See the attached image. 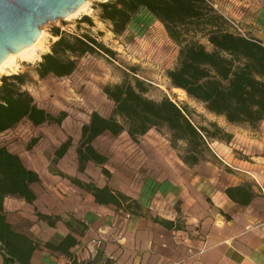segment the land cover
<instances>
[{
	"label": "trees",
	"instance_id": "1",
	"mask_svg": "<svg viewBox=\"0 0 264 264\" xmlns=\"http://www.w3.org/2000/svg\"><path fill=\"white\" fill-rule=\"evenodd\" d=\"M213 0H109L100 4V18L110 26L116 37H122L134 16L146 10L165 28L168 36L180 48L178 65L167 73L171 86L183 91L193 102L201 104L210 113L236 126H247L256 131L264 122V44L231 32L228 21L210 4ZM92 25L90 18L83 19ZM204 37L211 46L209 50L196 40ZM58 38L51 52L42 57L37 67L38 76L66 78L77 69L78 61L87 54L114 57L115 53L93 37L69 36L55 30ZM26 74L4 76L0 85V134L16 128L24 120L35 127L45 124L61 126L68 113L53 115L40 108L24 86ZM104 94L114 103L109 116L92 112L89 122L83 125L81 138L76 149L78 171L84 173L89 164L101 168L102 174L111 178L107 169L109 158L95 147V142L110 134L113 137L127 133L137 142L152 129H165L170 135L172 148L179 159L189 168L198 166L209 153L210 142L230 143L233 135L217 124L197 126L191 119L188 107H181L170 98L157 102L147 97L145 82L135 75L125 74L122 83L106 86ZM37 143L33 140L31 150ZM185 145L179 152V144ZM73 146L69 138L54 152L52 163L57 167ZM54 174L68 179L72 184L91 194L101 206H114L132 216L148 217L149 212L135 199L112 190L109 186L98 187L94 183L82 182L63 172ZM42 183L40 175L26 167L21 157L0 144V257L4 264H32L36 251L47 250L53 254L72 258V249L87 231L73 228L59 243L44 242L27 232V228L13 226L7 218L5 200L17 197L35 206L38 195L34 185ZM228 197L235 203L250 205L255 198L252 189L245 186L228 188ZM39 221L55 228L62 221L59 215H48L36 207ZM173 228V222H165ZM22 229V230H21ZM177 229H180L178 226Z\"/></svg>",
	"mask_w": 264,
	"mask_h": 264
},
{
	"label": "rangeland",
	"instance_id": "2",
	"mask_svg": "<svg viewBox=\"0 0 264 264\" xmlns=\"http://www.w3.org/2000/svg\"><path fill=\"white\" fill-rule=\"evenodd\" d=\"M106 1L109 0H93L88 9L78 17L46 24L42 28L44 39L36 50L37 60L30 63L18 60L20 68L12 73L28 76V83L23 89L33 96L40 108L53 115L67 112V119L61 126L45 124L41 127H35L25 120L1 135L0 144L19 155L26 167L43 178L60 171V164L63 165L65 175L73 173L80 176L76 149L82 127L89 122L92 112H99L104 116L112 113L114 103L108 100L103 89L122 83L125 74H128L131 78L137 75L145 82L149 89L148 98L159 102L168 97L179 106L188 107L191 119L197 126L213 131L210 125L214 123L233 135L230 143L210 142L211 151L199 164V170L204 174L216 168L235 174L237 169L248 166L244 163H257L258 158L264 160V122L256 131H251L247 126L231 125L225 118L210 114L203 105L190 100L185 92L180 93L173 88L167 73L177 67L180 48L170 39L163 25L146 10H141L134 16L126 33L122 37H116L110 26L100 18L99 6ZM214 3L218 6L217 12L238 24L247 38L264 44V0H215ZM86 17L90 18L92 25L83 21ZM229 26L230 31L234 32L230 24ZM55 30L69 36L89 35L112 50L115 56L111 58L103 54H87L79 59L77 69L71 76H48L41 79L37 67L42 57L51 52L53 43L58 40L54 35ZM196 40L211 50L207 40L200 34ZM4 76L11 75H2L0 85ZM69 138L72 139L73 146L56 167L52 163L54 152ZM33 140H37V143L30 150L28 146ZM95 147L109 158L106 167L111 171L112 177H105L101 168L91 164L83 175L85 181H92L99 186L111 184L128 194L142 192L149 200L159 198L158 187L162 180H168L174 172L182 173L186 170L179 161L178 152L172 148L170 135L165 129H152L137 142L132 141L127 133L119 137L108 134L99 138ZM184 148L185 145L180 143L179 152H183ZM261 163L264 165V161ZM46 183L38 188L43 196L51 191ZM120 214L125 216L124 212ZM26 223L29 222L20 226L27 228Z\"/></svg>",
	"mask_w": 264,
	"mask_h": 264
},
{
	"label": "crops",
	"instance_id": "3",
	"mask_svg": "<svg viewBox=\"0 0 264 264\" xmlns=\"http://www.w3.org/2000/svg\"><path fill=\"white\" fill-rule=\"evenodd\" d=\"M179 161L186 170L162 180L159 198L152 200L142 192L128 194L111 184L99 186L85 181L87 170L78 171L80 176L68 173L82 182L109 186L130 196L148 210V217L101 206L85 190L51 173L47 178L40 175L41 184L47 182L51 190L45 196L38 189L41 184L33 186L38 195L35 206L17 197L5 200L8 221L19 228L29 222L27 232L56 245L70 233L68 224L78 230L83 229L82 224L87 226L72 249V258L39 250L33 254L32 264H264L263 158L244 163L248 166L235 174L218 168L204 174L199 165L189 168ZM62 166H58L60 172H64ZM239 186L254 192L250 205L235 203L226 194L228 188ZM35 207L42 213L61 216L62 221L50 227L38 220ZM165 222H173V228ZM0 264H4L1 257Z\"/></svg>",
	"mask_w": 264,
	"mask_h": 264
},
{
	"label": "water",
	"instance_id": "4",
	"mask_svg": "<svg viewBox=\"0 0 264 264\" xmlns=\"http://www.w3.org/2000/svg\"><path fill=\"white\" fill-rule=\"evenodd\" d=\"M88 0H0V64L31 46L49 22L65 20Z\"/></svg>",
	"mask_w": 264,
	"mask_h": 264
},
{
	"label": "bare ground",
	"instance_id": "5",
	"mask_svg": "<svg viewBox=\"0 0 264 264\" xmlns=\"http://www.w3.org/2000/svg\"><path fill=\"white\" fill-rule=\"evenodd\" d=\"M91 1L93 0H88L84 5L78 8L73 14H71L65 20H72L78 17L81 13L85 12L90 6ZM44 36H45L44 32H41V36L39 37V39L31 46L21 50L18 53H11L8 56V58L0 64V77L2 75H11L12 73H15L20 68L17 64L18 60L29 63L36 61L37 60L36 50L40 47L44 39ZM180 93H183V91H180Z\"/></svg>",
	"mask_w": 264,
	"mask_h": 264
},
{
	"label": "built area",
	"instance_id": "6",
	"mask_svg": "<svg viewBox=\"0 0 264 264\" xmlns=\"http://www.w3.org/2000/svg\"><path fill=\"white\" fill-rule=\"evenodd\" d=\"M214 2H215V0L211 1L210 4L215 8L216 11H218V6H217V4L214 3ZM225 19H226V20L228 21V23L231 25V28H232V30L234 31L235 34L240 35V36H243V37H246L245 34H244V32H243V30L240 28V26H238V24H236L235 22H233L232 20H230V19L227 18L226 16H225ZM24 121H25V120H24ZM26 121H28V120H26ZM29 122H30V121H29ZM21 123H22V122H21ZM5 133H7V132H5ZM5 133L0 134V136H1V135H4ZM94 243H95L96 245H99L100 242H99L98 240H95Z\"/></svg>",
	"mask_w": 264,
	"mask_h": 264
}]
</instances>
